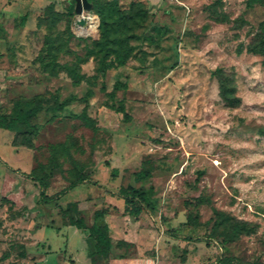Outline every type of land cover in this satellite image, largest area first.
Returning <instances> with one entry per match:
<instances>
[{
  "label": "rangeland",
  "instance_id": "374dc122",
  "mask_svg": "<svg viewBox=\"0 0 264 264\" xmlns=\"http://www.w3.org/2000/svg\"><path fill=\"white\" fill-rule=\"evenodd\" d=\"M71 1L0 0V113L38 108L0 127V264H264V0H98L105 48ZM102 209L91 257L70 221Z\"/></svg>",
  "mask_w": 264,
  "mask_h": 264
},
{
  "label": "trees",
  "instance_id": "16d2710c",
  "mask_svg": "<svg viewBox=\"0 0 264 264\" xmlns=\"http://www.w3.org/2000/svg\"><path fill=\"white\" fill-rule=\"evenodd\" d=\"M92 3V7L94 9V13L97 15L99 20V28L101 31V46L102 48L107 47L109 45L111 37H110V28L108 23L104 20L103 12L101 10V7L97 4L98 0H88ZM74 0L71 1V4L69 5V8L74 10L73 5ZM113 41V40H112ZM238 51L241 50V48H237ZM246 50L249 52H258L263 54V62H264V33L261 38V40L257 41L254 44H250L246 47ZM36 109H30L24 110L22 112L18 113H11V114H5L0 113V127L8 130H14L17 128V124L20 121H27V117L31 115L32 112L36 111ZM33 180H35L39 185V197L41 200L47 202L49 200L54 199L57 194H46L45 189L48 187L49 182L48 178L51 177L50 174L47 175H37L33 173H29ZM135 178L136 180H141L143 178L149 177L150 174L147 170L140 169L139 171L135 172ZM86 180L85 177L81 176L78 178V180L75 181H69L66 185V188H72L77 183ZM95 183V181H93ZM150 188V186H134V185H127L126 187H120L119 188V194L123 198L124 203V211L127 212L129 215H132L134 217L138 216L139 213L144 209L147 208L151 211H154L157 207L156 202L149 198L147 194V190ZM63 212H67V207L63 210ZM76 212L80 213L79 210L76 209ZM105 210H95L93 212V222L91 225L87 226L85 223V220L82 215H78L77 217L72 218L70 224L74 225L78 229H86L87 230V237L90 240V251L89 256H107L111 249V237L109 235V229L108 225L105 221H99L102 219L103 214ZM225 260L227 258H220L219 262H215L213 264H226Z\"/></svg>",
  "mask_w": 264,
  "mask_h": 264
},
{
  "label": "water",
  "instance_id": "95a60500",
  "mask_svg": "<svg viewBox=\"0 0 264 264\" xmlns=\"http://www.w3.org/2000/svg\"><path fill=\"white\" fill-rule=\"evenodd\" d=\"M74 12L76 18L73 21V25H85L86 20L83 16V12H93L92 3L88 0H74Z\"/></svg>",
  "mask_w": 264,
  "mask_h": 264
},
{
  "label": "bare ground",
  "instance_id": "6f19581e",
  "mask_svg": "<svg viewBox=\"0 0 264 264\" xmlns=\"http://www.w3.org/2000/svg\"><path fill=\"white\" fill-rule=\"evenodd\" d=\"M86 13H92V12H86ZM83 16H84V18H85V20H86V23H85V25H86L88 22H90L91 19H90L89 16H86V15H84V14H83ZM75 26H79V27H80V26H84V25H75ZM77 28H78V27H77ZM82 29H83V28H82Z\"/></svg>",
  "mask_w": 264,
  "mask_h": 264
},
{
  "label": "crops",
  "instance_id": "0c3cea01",
  "mask_svg": "<svg viewBox=\"0 0 264 264\" xmlns=\"http://www.w3.org/2000/svg\"><path fill=\"white\" fill-rule=\"evenodd\" d=\"M78 210H79V212H80L81 214L83 213V211H82V208H81V207H79V206H78ZM92 222H93V221H92ZM92 222H91L90 224H87L86 222H85V223L87 224V226H89V225H91V224H92ZM108 229H109V228H108ZM109 235H110V233H109ZM111 241H112V240H111Z\"/></svg>",
  "mask_w": 264,
  "mask_h": 264
}]
</instances>
